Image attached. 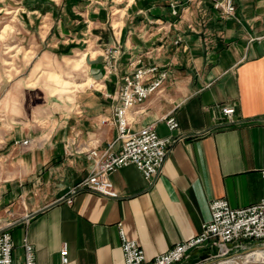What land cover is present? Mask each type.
Segmentation results:
<instances>
[{
  "label": "crops",
  "instance_id": "obj_1",
  "mask_svg": "<svg viewBox=\"0 0 264 264\" xmlns=\"http://www.w3.org/2000/svg\"><path fill=\"white\" fill-rule=\"evenodd\" d=\"M69 2L83 17L76 22L85 24L64 32L60 41L66 51L81 52L77 60L83 59L87 70L98 71L80 85L91 80L100 87L51 95L54 102L39 109L29 102L39 95L37 88L20 82V109L0 108V230L10 235L12 264H23L24 238L33 246L35 264H124L118 223L125 238L151 259L194 236L209 217L211 199L222 197L233 208L256 203L264 195L258 173L264 166V0H232L235 11L227 16L214 10L211 0ZM80 3H109L114 12L90 14ZM109 19L113 24L106 26ZM115 45L121 52L117 71L105 76L102 53ZM138 57L166 77L128 110L130 126L153 123L158 136L178 139L151 179L126 164L108 175L114 197L87 189L69 196L68 189L90 170L84 152L101 150L116 137L111 96ZM65 81H59L63 88ZM221 104L233 106L230 119L220 113ZM167 115L177 122L172 131L163 121ZM15 140L27 142L14 145ZM69 141L75 151L67 154ZM14 192L20 198L16 208L4 200ZM65 196L70 203H55ZM63 243L65 263L59 256ZM214 253L203 245L178 264L207 263L218 259L210 257Z\"/></svg>",
  "mask_w": 264,
  "mask_h": 264
},
{
  "label": "built area",
  "instance_id": "obj_2",
  "mask_svg": "<svg viewBox=\"0 0 264 264\" xmlns=\"http://www.w3.org/2000/svg\"><path fill=\"white\" fill-rule=\"evenodd\" d=\"M212 7L224 16L233 15L235 11L232 0H214ZM120 54L116 45L104 48L102 68L105 76L116 73ZM129 64L132 68L122 74L116 93L111 96L115 101L111 120L116 127V137L101 150L89 148L84 152V158L91 163L90 170L68 189L69 196L78 190L87 189L106 197H114L108 175L126 164L133 165L144 179H151L160 171L171 144L178 139L172 135L158 136L153 123L137 129L130 126L126 116L128 110L156 92L165 79L166 72L160 70L156 64L142 65L139 57ZM218 107L225 118H231L234 112L232 105L221 104ZM163 121L169 131L176 129L177 122L173 116H164ZM100 122L106 121L102 119ZM26 142L27 140H15L13 143ZM71 151H75L74 142H66L64 152L69 154ZM258 173L264 179V166ZM69 196L63 198L66 203L71 201ZM208 210V219L200 224L199 231L194 236L175 242L166 251L151 259L145 258L142 249L134 240L125 238L118 223L123 263L178 264L192 249L203 245L214 248L215 253L210 257L221 261L240 259L243 254L252 252L253 249H259L264 254V195L256 203L241 208L230 207L226 199L216 197L208 202ZM22 246L23 264H35L33 246L25 238ZM11 248L12 241L8 231L0 230V264H12ZM59 256L60 261L65 263L67 258L64 243L59 250ZM247 264H264V258Z\"/></svg>",
  "mask_w": 264,
  "mask_h": 264
},
{
  "label": "rangeland",
  "instance_id": "obj_3",
  "mask_svg": "<svg viewBox=\"0 0 264 264\" xmlns=\"http://www.w3.org/2000/svg\"><path fill=\"white\" fill-rule=\"evenodd\" d=\"M70 5L69 0H0V108L13 113L20 109V88L24 83L27 88H37L39 95L29 102L42 109L54 102L51 95L60 98V94L81 90L89 86L91 80L84 82L87 83L85 86H81L80 82L87 77H96V68L87 70L83 59L77 60L81 52L66 51V43L60 41L64 32L79 31L85 24L83 21L76 22L83 17L76 5H72L77 8L73 11ZM78 6L93 9L89 10L90 14L102 12L109 15L114 12L109 3H92L90 6L80 3ZM87 17L91 19L89 14ZM112 24L110 19L105 22L106 26ZM60 79L69 81L68 84L65 81L66 87H62ZM20 82H24L22 86ZM91 86L100 87L96 82ZM37 122L41 126L46 124L40 117ZM3 177L0 176V190L4 187ZM50 199L53 197L41 203ZM4 200L12 202V206L15 204V208L20 206L16 192ZM219 260L213 259L207 264H216Z\"/></svg>",
  "mask_w": 264,
  "mask_h": 264
},
{
  "label": "bare ground",
  "instance_id": "obj_4",
  "mask_svg": "<svg viewBox=\"0 0 264 264\" xmlns=\"http://www.w3.org/2000/svg\"><path fill=\"white\" fill-rule=\"evenodd\" d=\"M261 258L262 259L264 258L263 252L259 249H254V250H252V252H248L246 254H243L240 259H244L245 263L247 264V263L252 262V261L260 260ZM233 260H236V259H233ZM229 261H231V260H229ZM238 261H239V259H238ZM219 262H223V261L220 260Z\"/></svg>",
  "mask_w": 264,
  "mask_h": 264
},
{
  "label": "water",
  "instance_id": "obj_5",
  "mask_svg": "<svg viewBox=\"0 0 264 264\" xmlns=\"http://www.w3.org/2000/svg\"><path fill=\"white\" fill-rule=\"evenodd\" d=\"M62 200H63V198H60V199L56 200L55 203H56V202H60V201H62ZM33 214H34V213H33ZM33 214H30V216H32Z\"/></svg>",
  "mask_w": 264,
  "mask_h": 264
}]
</instances>
